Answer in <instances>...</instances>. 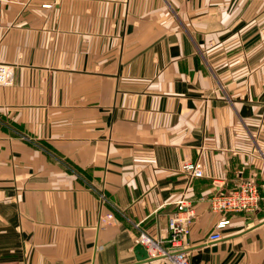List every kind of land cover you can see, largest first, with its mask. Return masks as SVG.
I'll return each instance as SVG.
<instances>
[{
  "label": "crops",
  "instance_id": "crops-1",
  "mask_svg": "<svg viewBox=\"0 0 264 264\" xmlns=\"http://www.w3.org/2000/svg\"><path fill=\"white\" fill-rule=\"evenodd\" d=\"M0 62V264H167L132 247L182 196L189 264H264V0H0Z\"/></svg>",
  "mask_w": 264,
  "mask_h": 264
},
{
  "label": "built area",
  "instance_id": "built-area-1",
  "mask_svg": "<svg viewBox=\"0 0 264 264\" xmlns=\"http://www.w3.org/2000/svg\"><path fill=\"white\" fill-rule=\"evenodd\" d=\"M47 4L43 3V5ZM12 75V65L0 62V85H10ZM179 169L188 177L202 175V166L198 160H183L179 164ZM260 198L261 194L257 184L249 178L241 180L230 190H217L212 193L208 198L209 207L222 215L214 222L212 230L207 234V239L215 240L220 237V230L229 220L224 215L229 212L255 210ZM174 202L176 209L167 220L168 234L154 237L141 230L136 241L145 247L148 256L164 259L167 264H189L187 252L181 243L189 231L188 224L193 216V208L184 196ZM110 216V213L105 214L106 218Z\"/></svg>",
  "mask_w": 264,
  "mask_h": 264
},
{
  "label": "water",
  "instance_id": "water-1",
  "mask_svg": "<svg viewBox=\"0 0 264 264\" xmlns=\"http://www.w3.org/2000/svg\"><path fill=\"white\" fill-rule=\"evenodd\" d=\"M132 251L136 261H146L153 258L152 256H148L145 247L138 241L132 247Z\"/></svg>",
  "mask_w": 264,
  "mask_h": 264
}]
</instances>
